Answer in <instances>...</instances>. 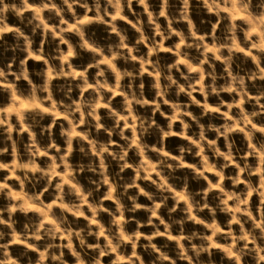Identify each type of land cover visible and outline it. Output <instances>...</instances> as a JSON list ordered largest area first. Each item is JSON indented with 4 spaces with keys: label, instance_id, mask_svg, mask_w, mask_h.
<instances>
[{
    "label": "rangeland",
    "instance_id": "rangeland-1",
    "mask_svg": "<svg viewBox=\"0 0 264 264\" xmlns=\"http://www.w3.org/2000/svg\"><path fill=\"white\" fill-rule=\"evenodd\" d=\"M0 264H264V0H0Z\"/></svg>",
    "mask_w": 264,
    "mask_h": 264
}]
</instances>
